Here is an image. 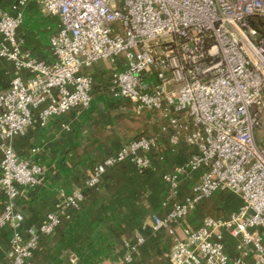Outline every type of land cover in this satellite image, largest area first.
Segmentation results:
<instances>
[{
    "label": "built area",
    "instance_id": "1",
    "mask_svg": "<svg viewBox=\"0 0 264 264\" xmlns=\"http://www.w3.org/2000/svg\"><path fill=\"white\" fill-rule=\"evenodd\" d=\"M26 2L6 10L0 1V60L31 72L0 90V190L7 200L0 223L15 227L5 264H36L41 239L81 207L108 167L128 158L141 170L151 165L158 138L137 136L98 162L39 225L21 230L16 201L22 189L41 186L46 173L33 157L39 148L22 156L12 139L52 115L88 108L94 77L86 69L98 61L115 65L106 85L113 98L159 113L171 142L194 148L164 178L174 187L180 173L200 171V178L185 200L154 215L155 230L185 220L214 194L240 200L227 216L204 215L196 228L183 224L172 264H264V145L255 136L264 118V0H43L42 10L59 18L50 59L24 47ZM227 234L238 240L233 254ZM144 241L141 235L127 242L126 260Z\"/></svg>",
    "mask_w": 264,
    "mask_h": 264
},
{
    "label": "crops",
    "instance_id": "2",
    "mask_svg": "<svg viewBox=\"0 0 264 264\" xmlns=\"http://www.w3.org/2000/svg\"><path fill=\"white\" fill-rule=\"evenodd\" d=\"M0 1L11 10L17 0ZM26 1L19 28L24 47L40 59H50V37L59 18L42 10L43 0ZM114 68L109 62L98 61L86 69L94 77L93 100L88 108L76 107L52 115L46 125L36 122L27 133L12 139L14 149L22 156L39 148L33 157L46 173L41 186L22 189L16 201V210L24 217L21 230L39 225L61 197L84 185L98 162L137 136L158 138L157 146L149 153L151 165L141 170L128 158L108 167L100 186L87 192L81 207L52 235L41 239L36 264H172L175 237H183V224L196 228L204 215L227 216L240 202L231 193H217L203 200L185 220L153 228L154 215L165 216L191 195L200 171L180 173L177 187L165 180L164 176L176 172L194 148L184 141L174 145L169 131L163 129L166 119L159 113L136 111L128 100L113 98L106 85ZM18 74L27 78L31 72L19 70L11 60H0V90ZM255 136L258 141L259 130ZM1 157L0 151V161ZM6 201L0 190V213ZM14 228L11 221L0 223V264L6 263ZM141 235L145 241L132 253V259L126 260L130 252L127 242ZM226 238L227 249L235 253L237 238L229 234ZM253 258L250 253V263Z\"/></svg>",
    "mask_w": 264,
    "mask_h": 264
},
{
    "label": "rangeland",
    "instance_id": "3",
    "mask_svg": "<svg viewBox=\"0 0 264 264\" xmlns=\"http://www.w3.org/2000/svg\"><path fill=\"white\" fill-rule=\"evenodd\" d=\"M113 67V64H110ZM260 131V137H258V142L262 145H264V118H263V124L258 128Z\"/></svg>",
    "mask_w": 264,
    "mask_h": 264
}]
</instances>
